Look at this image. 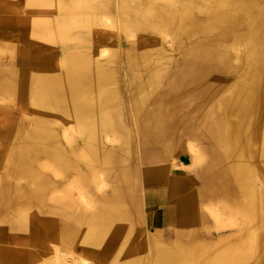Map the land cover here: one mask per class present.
Listing matches in <instances>:
<instances>
[{
  "label": "rangeland",
  "instance_id": "obj_1",
  "mask_svg": "<svg viewBox=\"0 0 264 264\" xmlns=\"http://www.w3.org/2000/svg\"><path fill=\"white\" fill-rule=\"evenodd\" d=\"M227 2L231 4L225 9L212 5L210 0H0V75L1 79L12 82L9 88H0V247H11L14 251L32 249L24 234L18 241L10 238L20 226L15 221L23 219L24 213H33L22 206L25 199L35 196L39 189L32 183L31 175L47 173L40 169L44 163L54 165L51 159H41L33 152V149L38 150L32 142L33 135L46 133L53 135L49 140L51 152L56 141H59L57 146L64 149L76 144L73 142L83 141L76 159L92 162L93 170L86 169L100 175L94 185L86 186L81 174L60 171L64 176L61 192L52 189L53 193H45L47 204L51 205L48 214L43 216L47 222H51V218L73 219L65 208L74 202L83 205L75 209L82 216L124 211L138 219L139 225L132 229L134 243L146 246L148 238L155 237L159 243L176 239L186 244L178 243L175 247L176 264H205L199 258L202 251L222 246L231 249L249 234L254 239L263 234L264 228L254 223L252 234L249 233L248 209H225V205L234 203L220 195L208 194L213 181L235 165L249 169L251 193L257 195L264 190V122L254 135L241 143H233L225 154L219 150L207 126L223 99L232 96L239 87L246 91L252 88L241 82L248 47L238 36L261 16L264 0ZM186 22L189 24H184ZM104 34L110 41L99 44ZM209 52L222 54L224 61L213 62L207 58ZM45 56L48 60L43 61ZM44 67L58 75L63 72L67 75V85L58 90V98H63L59 102L57 96H50L51 89L46 91L36 81V71ZM75 79L80 81L76 104L83 107V114L76 121L71 117ZM148 128L160 132L169 128L172 140H176V153L156 158L154 154H160L162 148L145 144L144 131ZM110 150L113 155L106 156ZM195 153L199 154V159ZM32 154L37 157V168L28 162L22 171L19 169L23 176L17 175L18 161H26ZM111 156L114 158L110 159ZM80 163L83 165L76 162V167L80 166L83 172ZM122 173L127 175L125 186L128 189L124 192L133 200V206L120 211L122 208L112 202L120 193L118 179ZM47 179L51 184L55 178L49 175ZM77 187L81 190L76 191ZM18 192L20 195L16 196ZM80 193H86L90 208L81 201ZM54 200L61 202L59 209L52 207ZM237 200L246 202L243 196L236 197ZM181 203L188 211L193 205L195 224L179 223L177 209ZM92 204L96 208H92ZM207 207L221 214V226ZM78 217L81 220V216ZM23 225L28 232L30 224L23 222ZM53 225L57 229L56 240L49 243L38 264H56L53 248L64 258L74 252V245L63 241L68 228H63L61 221ZM129 225H120L118 233L130 231ZM168 235L171 237L167 238ZM152 250L148 247L149 258ZM242 253L235 252L229 259L238 258L241 264H255L256 259L264 261L262 249L244 246ZM80 259L76 257L75 263L80 264ZM150 263L154 264L151 258L147 264ZM85 264L97 263L89 259Z\"/></svg>",
  "mask_w": 264,
  "mask_h": 264
},
{
  "label": "bare ground",
  "instance_id": "obj_2",
  "mask_svg": "<svg viewBox=\"0 0 264 264\" xmlns=\"http://www.w3.org/2000/svg\"><path fill=\"white\" fill-rule=\"evenodd\" d=\"M210 1H211L212 5H215L217 7H222V8L224 7L225 9H227L229 7L227 5L231 4L230 2H227V0H210ZM191 3L192 2H190V4ZM109 5H110V3H109ZM76 6H77V4H76ZM190 6H189V8H190ZM179 7H181V6H179ZM182 7H183V5H182ZM176 12H177V10H176ZM187 13H188V11H187ZM177 15H178V13H177ZM139 17H140V15H139ZM106 18H108V17H106ZM58 22H56L57 25H58ZM137 23H139V22H137ZM59 24H61V23H59ZM184 24H187V22ZM184 24H182V25H184ZM72 25H74V24H72ZM70 27L72 28V26H70ZM66 30H67V27H66ZM186 33H188V31ZM186 33H185V35H186ZM69 34L71 35V33H69ZM221 36H223V35H221ZM188 37H190V36H188ZM238 37L248 47V56H247L248 60H247V65H246V71L241 78V82L250 84L252 88L249 91H246L241 87L237 88L234 91V94L232 96L222 100V104H221L220 109H217L213 113L212 117H210L211 119L210 118L208 119L209 121L207 120L208 121L207 126L209 129V133L212 135V137L214 139H216L217 146L219 147V150L223 154H225L228 151V149L230 148V146H232L233 143H237V144L241 143L244 139L247 140V138H249V136L251 134H253V132L256 133V131H258L259 127L261 126L262 122H264L263 121V118H264V11L259 18H256L254 20L253 24H250L248 27H246L244 34L240 35ZM109 41H110V39L104 34L99 39L98 42H99V44H106ZM104 53H105V51H104ZM196 54H197V52H196ZM207 58L211 59L213 62H216V60H217L218 63L224 61V57L222 54L220 56H217V54H215L213 52H211V53L209 52V54L207 55ZM46 59L48 60V58L45 56L43 58V61H45ZM47 63H48V61H47ZM36 67H38V66H36ZM73 68H74V66H73ZM61 75H63V76H61ZM61 75L60 74L58 75L57 73L49 71L48 68H46V67L40 69V71H38V72L36 71V75H34V76H36L35 77L36 81H38L39 83H41L43 85L42 88L45 87L46 91H48V89H51V95L50 96H57L56 101H58V102L61 99H63L61 97L58 98L59 97L58 96L59 95L58 90H62L65 86L64 84L67 85V75L64 72ZM1 76L2 75H0V83H1L0 88H3V87L9 88L12 85L11 80H7V81L3 80V79H1L2 78ZM92 77H94V76L92 75ZM70 78L68 79V82L71 80ZM79 78H81V77H79ZM12 80H14V79L12 78ZM248 80L250 82H248ZM78 83H80L79 79H75L73 81V88H72L73 91H72V95H71L72 99H73L72 100V103H73L72 107L74 108L71 110V111H73L71 117H72V119H74V121H76L79 118V116L81 114H83V112H82L83 107L80 108V106H82V105L79 106V104H76V102L79 101V99L76 98L78 95L77 92L79 90V86H77ZM97 89H98V87H97ZM102 90H103V88H102ZM102 90H100V91H102ZM117 93H119V92H117ZM95 95H97V94H95ZM116 95L117 94H115V96ZM82 98H81V100H82ZM116 100H117V98H116ZM109 101H111V100H109ZM86 102H87V100H86ZM117 102H118V100H117ZM105 105H106V103H105ZM99 107H101V106L99 105ZM79 111H81V112H79ZM110 115H111V112L109 113V116ZM104 116H105V114H104ZM106 116H107V113H106ZM232 116L234 117V119H232ZM107 118H109V117H107ZM60 119H62V118H60ZM37 122H38V120H37ZM123 123H124V121H123ZM43 126H44V123H43ZM43 126H41V127H43ZM48 126H49V124H48ZM101 127L103 129L107 128L105 126H101ZM40 131H42V130H40ZM81 133L84 134L83 132H81ZM64 134L66 136L67 131H65ZM144 134H145V144L146 145L156 144V145L161 146L162 151L161 150L159 151L160 154H158V153L154 154V156L156 158H158L159 156H162V155L168 157V155L171 152L176 153L177 150H175V148H174L176 140L174 141V138L172 140L171 130H169V128L165 129L162 132L156 130L155 128H148L144 131ZM104 136H105V134H104ZM106 136H107V134H106ZM51 138H53V135L51 133H46L45 135H42V136L36 134V135H33V137H32L33 144L38 148V150L33 149V152L37 153L39 156H41V159H42V157L47 158V159L48 158L51 159V161H53L54 165H52L53 167L52 166L50 167V166L45 165V163H44L43 165L40 166V169H42L44 171H48L47 173H44L43 175L41 173H39L38 175L36 173H33L31 175L30 178H31L32 183H34L35 185H38L39 189H36V194L34 193L35 196H32L31 198L30 197L26 198L25 202L23 203L22 206L25 209L30 208L31 210H33V213L31 215H29L28 213L25 215V213H24L25 217L23 219L15 221L16 223L19 222L20 226H18L17 233L15 234L16 236L12 237L13 240H17L20 238V236L22 234H25V237L30 241V246L32 249H31V251H27V250L14 251V250H9V249H2L1 250L2 255H0V263H2V264H33V263L37 262V264H38V262H40V260L43 259V258L40 259V257L43 256L44 254H46L45 252L47 250V247L49 246V243H51L53 240H56L55 238H56L57 229H56V227H54L53 224L54 223L57 224L58 221H61L62 227L68 228L66 233L63 236V241L66 245L71 243L72 245L75 246V249L73 250L74 252L68 254L69 256L67 258H64V257L60 256L59 255L60 253L58 254V252L55 251L53 248L52 253L54 254V258H55L54 262L56 264H76L75 263L76 257H78V258L81 257V259H80L81 263L80 264H85V262L86 261L88 262L89 259H90V261L95 260L97 264H140L141 262L146 264L150 258H151V260H153V262L155 264H176V253H175V248L173 245L175 243H179V241H177L176 239L174 241L175 243H173V244L171 243L170 245H166V246L158 249L157 251H155L153 256H150V258H148V255L146 254V248H145L143 243L142 244L140 243L137 248H135L133 246V243L136 240L133 237L134 235L132 234V229H134L133 226H136L139 224L137 223L138 219L135 220L133 218L132 214L123 211V210H128V209L132 208V203H131L132 200L130 198H127L126 196H124V192L119 193V195L116 196L113 200L114 204L121 207L122 210H120V211H123V212H119L118 210H116V212H114V213H106V217L103 215L104 214L103 212L97 213L96 215H93V216H88V215L82 216L78 212L77 213L75 212L76 206L79 208L78 205L79 204L82 205L81 202L80 203L74 202V203H70L65 208V210L68 211L72 215L73 219L62 218V220H59L57 218H51V222H47L46 219L40 220V215L41 214H48L47 212H49V207L51 206L50 204H47V200L45 198L46 197L45 193L47 191L50 192V194L53 193L52 189H54V191H57V193L61 192V190H59V188L63 187L61 184L64 182V180L59 181V179H58L61 175L60 171H63L64 173H72V174L80 173L79 170L81 168H80V166L76 167V162H83V165L81 163L80 164L82 165V170L84 172L88 171L86 169L88 167H90V169L94 168V164L92 162H91L92 163L91 164L90 161H88V160L76 159V154L78 153L79 149L82 147L83 141L73 142L76 144L75 145L69 144V146L66 147V149L60 148L59 146H57L56 143L59 141H56L54 149L51 152V150H50L51 149L50 148V142L51 141H49ZM80 144H81V147L76 146V145H80ZM24 145H26V144H24ZM235 147L237 148V146H235ZM244 148H246V147H243V149ZM96 149H97V146H96ZM189 149H192V147L190 146ZM29 152H30V150H29ZM242 153L243 152H241V154ZM115 154H117V153H115ZM32 155H31V158L27 157V160H26L27 162L25 160H22V159H20L18 161V164L20 167L18 168V170L15 169L17 175H22L21 171H22L23 166L26 163L30 162V163H32L33 167L35 166V162L37 160V157H36V155H33V156ZM107 155H113L112 151L110 150V153H108V151H107L106 156ZM243 156H245V155H243ZM229 157H227V158H229ZM112 158H114V157L111 156L110 159H112ZM196 158L197 159L200 158L199 154H196ZM233 159H234V156H233ZM72 160H74V163ZM229 162H231V161H229ZM237 164H239V163H237ZM35 168H37V166H35ZM19 169H21V171ZM104 171H105V169H104ZM9 173H10V171H9ZM98 173L99 172H94V174H92L93 176H95V179H96V175ZM49 175H51L55 178V179H53V182L51 184L48 182V179H47ZM13 176H14V174H13ZM248 176H249V169H247L243 165H235V166L231 167L230 169H227V171L225 170V172L221 176L217 177L215 179V181H213V183L209 187V190H208L209 193L208 194L209 195L211 194L213 196L220 195V197L226 198L229 202L234 203L233 205H230V206L225 205V209H233V210L234 209L241 210L244 208L248 209V211H250V221H251L249 233L252 234V231H253L252 229L254 227V224L256 226H260V227L264 228V190H262V192L257 194V195H254L253 193H251L252 189H251V186H250V183L248 180ZM98 177H100V176H98ZM115 177H116V175H115ZM123 177H124V175L122 173L118 180H121ZM14 182H16L15 178H14ZM17 184H18V182H17ZM30 185H31V183H30ZM75 187H76V185H75ZM71 189H74V188H71ZM77 190H81V189H79L77 187L76 191ZM28 191H29V189H28ZM15 195L19 196L20 192L16 193ZM79 195H80L79 197H80L81 201L84 202L87 205V207L90 208L91 206H90V203L88 202V200L86 199V195L85 194L82 195L81 193ZM238 196L245 197L246 202L244 204L240 203L238 200L236 202V197H238ZM12 200H14V199H12ZM54 201H55V203L53 204L52 207L54 208V210L59 209L61 207V202L56 201V200H54ZM180 205L177 209V212L179 213V223L181 225H184V226L195 224L196 217L191 215L192 211L194 210L193 205H192V208L190 209V211H188V209L185 210V206H186L185 204L181 203ZM18 207H19V204H18ZM20 208H21V205H20ZM207 209H209L210 213L215 218V220H216L215 222H217L218 226L219 225L221 226V224H220L222 222L221 218H220L221 214L218 213L217 211L213 210L212 208L207 207ZM54 212L55 211H53V213ZM183 213H185V214L183 215ZM78 216H81V220L79 219ZM104 218H105V220H103ZM108 221H120L122 224L130 223L129 228H131V229H130V231L125 230V231H120L119 233H118L119 227L117 229H112V230L106 231L103 228V226H104L103 223L108 222ZM23 222H27V225L30 224V228H29L28 232L24 230ZM81 226H84L85 228L81 229ZM94 226H95V228H93ZM46 229H50V230H46ZM101 233H104L103 236H101ZM104 235H107V237H104ZM167 238H168V236H167ZM98 239H101V242H97ZM116 241H121V242L119 244L115 245L113 248H111L112 247L111 244L116 242ZM149 242L152 245L156 244L154 242V240H149ZM185 245L186 244L184 243L183 246H185ZM234 245H235V247L231 248V249L226 247V246H222V247L216 248L212 251L209 250V252L202 251L200 253V256H199L200 261H203L202 263H205V264H241V262L238 260V258H233V259H229V258L235 252H239V254H244V253H242L244 246L248 247L249 249H253V250L254 249L255 250L256 249L257 250H261V249L264 250V229H263V234L258 239L257 238L254 239L253 235L249 234V236L247 237L246 240H244L242 242L240 241ZM25 246H26V244H25ZM51 248H52V246H51ZM100 248H106V249L102 252L100 250ZM247 257H249V254H247ZM256 261L257 262L255 264L264 263V261L261 262V261H258V259H256ZM41 264H46V263L42 262Z\"/></svg>",
  "mask_w": 264,
  "mask_h": 264
},
{
  "label": "crops",
  "instance_id": "obj_3",
  "mask_svg": "<svg viewBox=\"0 0 264 264\" xmlns=\"http://www.w3.org/2000/svg\"><path fill=\"white\" fill-rule=\"evenodd\" d=\"M29 52H32V51H30L29 50ZM54 54H58V53H54ZM76 146H80V145H76ZM91 170H93L92 168H91ZM80 171V170H79ZM94 172H95V170H94ZM62 173H63V171H62ZM79 174H81L84 178H85V182H84V185H86V186H91V184L92 185H94L95 183H94V181H95V176H93L92 175V173H89L88 171L87 172H81L80 171V173ZM86 176H85V175ZM98 176H100L99 174H97L96 175V179H98ZM64 178V176L61 174L60 175V177L58 178L59 179V181H62V180H64L63 179ZM126 178H127V175H124V177L121 179V180H119V182H120V184H119V189H120V193H122V192H124V189H126L127 187L125 186L126 185ZM61 179V180H60ZM122 181V182H121ZM64 183V182H63ZM63 183L61 184L62 186H63ZM80 185V184H79ZM81 187V186H80ZM79 188V187H78ZM80 189V188H79ZM128 189V188H127ZM126 191V190H125ZM86 194V193H85ZM124 196H126L127 198H128V195L124 192ZM115 198V197H114ZM114 198H113V200H114ZM131 199V198H130ZM132 200V199H131ZM133 201V200H132ZM132 201H131V203H132ZM112 203H114V202H112ZM80 205V204H79ZM78 205V206H79ZM82 206V205H81ZM132 206H133V203H132ZM77 207V206H76ZM92 208H96L95 207V205H93L92 204ZM103 215L106 217V213L107 212H105V211H103ZM97 213H92V216L93 215H96ZM136 214V213H135ZM185 213H183V215H184ZM44 215H46V214H41L40 215V217H41V219L40 220H45V219H43V216ZM191 215L192 216H195L194 215V212L192 211V213H191ZM85 216H87V215H85ZM103 220H105V218L103 219ZM99 223V222H98ZM118 223V224H117ZM120 223V224H119ZM103 228L104 229H107V230H112V229H117L120 225H122V223L120 222V221H108V222H105V223H103ZM105 226H107L106 228H105ZM72 228V227H71ZM25 235V234H24ZM14 236H16V235H13L12 237H14ZM169 236L170 235H168V238H169ZM12 237L10 238L12 241H18L19 239H17V240H13L12 239ZM25 237V236H24ZM171 237V236H170ZM26 238V237H25ZM5 241H11V240H9V239H7V238H5L4 239ZM28 239L26 238L25 239V241H27ZM149 240H154V242L156 243V244H154V245H152L150 242H149ZM24 241V242H25ZM29 241V240H28ZM30 242V241H29ZM121 241H116V242H114V243H112L111 244V248H113L115 245H117V244H119ZM173 244V243H175V242H171V240L169 241V242H167V240H166V243L164 244V242L163 243H159V240L157 239V238H155V237H149L148 238V244L145 242V248H146V254L148 255V247H150V249L151 248H153V250H152V252H150L151 254H150V256H153V254H154V252L155 251H157L158 249H160V248H162V247H164V246H166V245H170V244ZM178 243H175V244H173L174 245V248L176 247V245H177ZM179 244H183V243H179ZM148 245V246H147ZM134 247H138L139 245L137 244V243H134V245H133ZM183 246V245H182ZM75 247V246H74ZM2 249H9V250H13V248H11V247H0V250H2ZM106 248H100V250L103 252L104 250H105ZM149 258V257H148ZM149 261V260H148ZM148 263V262H147ZM146 263V264H147ZM152 263H154L153 262V260H152ZM140 264H145V263H143V262H141ZM155 264V263H154Z\"/></svg>",
  "mask_w": 264,
  "mask_h": 264
}]
</instances>
